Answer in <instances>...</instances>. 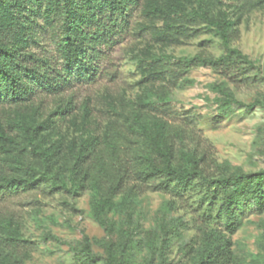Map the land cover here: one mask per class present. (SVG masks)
<instances>
[{"label":"trees","instance_id":"1","mask_svg":"<svg viewBox=\"0 0 264 264\" xmlns=\"http://www.w3.org/2000/svg\"><path fill=\"white\" fill-rule=\"evenodd\" d=\"M185 1L0 0V107L13 106L4 112L0 109V195L41 183L73 198L89 190L92 217L107 234L114 231L107 215L116 206L115 198L121 196V202L128 203L132 197L148 190H170L178 195L190 191L200 217L214 223L224 222L229 234L234 233L238 213L247 206L258 213L264 212V170L228 174V168L220 167L207 147L198 150L196 146L185 145V131L151 114L158 106L165 109L168 85L174 87L189 69L203 66L226 76L258 77L259 67L231 46V42L238 39L243 10L264 11V0H243L237 14L222 9L213 12L207 3H199L196 9L188 11ZM133 6L140 9L143 29L153 44L179 45L188 36L180 22L188 17L214 30L223 53L216 58L201 54L176 58L173 70L167 73L169 61L174 58L155 55L149 49L141 51L136 59L143 80L155 87L158 106L146 100L132 110V120L126 126L132 138L127 139L110 127L101 136L91 134L85 106L79 121L70 120L69 126L75 127L77 135L67 140L58 137L56 120L63 119L68 107L58 105L42 118L31 102L32 97L37 92L58 94L73 79L85 81L93 72L90 59L95 57L92 56L95 44ZM37 17L50 25L58 23L59 69L26 52ZM251 70L257 74L248 76ZM261 78L264 80V75ZM221 95L224 106L235 105L247 112L264 108V100L245 104L229 92L221 91ZM198 183L201 190L193 193L190 189ZM166 232L164 229L158 250L154 242H146L149 254L139 262L128 253L126 241H105L83 235L80 248L70 249L88 264L96 262L93 245L104 252L102 264H164ZM230 247L224 236L211 233L191 264H239ZM30 252L18 223L0 215V264H24L30 259Z\"/></svg>","mask_w":264,"mask_h":264},{"label":"rangeland","instance_id":"2","mask_svg":"<svg viewBox=\"0 0 264 264\" xmlns=\"http://www.w3.org/2000/svg\"><path fill=\"white\" fill-rule=\"evenodd\" d=\"M199 3L211 5L213 12L222 9L237 14L243 0H186L184 6L190 11ZM34 22V35L26 52L59 69L58 23L50 25L41 17ZM180 25L187 30V38L179 45L161 47L153 44L143 29L140 9L129 8L117 25L95 44L92 55L95 57L90 59L93 72L85 81L73 79L58 94L37 92L32 97L39 116L47 117L58 105L67 106L65 116L55 124L59 129L58 137L67 140L77 135L75 127L69 126L70 120L79 121L85 106L91 134L101 136L110 127L131 139L126 126L132 120V110L146 100L157 105L155 87L143 80L136 59L141 51L149 49L155 55L174 58L169 61L167 73L173 70L176 58L196 54L216 58L223 53L218 36L207 24L187 17ZM238 30V39L231 42V46L259 67L256 79L226 76L203 66L189 69L174 87L168 85L165 109L157 105V111H151L171 126L185 131V145L196 146L198 150L207 147L212 159L220 167L228 168V174L264 170V108L256 107L247 112L221 103V91L231 93L245 104L264 100L261 78L264 75V11L244 9ZM247 73L252 76L257 71ZM12 108L0 107L2 112ZM212 172L217 173L215 169ZM200 186L198 183L190 190L195 193L201 190ZM192 200L195 197L190 191L178 195L170 190H148L132 197L128 203H122L119 196L115 198L116 206L107 215L114 224V231L107 234L92 217L89 190L73 198L41 183L2 193L0 215L16 221L22 239L30 245V259L24 264H88L70 249L80 248L83 235L105 241H126L128 253L139 262L149 254L148 240L154 242L157 250L160 248L164 229L167 230L164 264H191L211 233L224 236L230 242V251L239 264H264V212L258 213L247 206L238 213L234 233L229 234L224 222L202 219ZM92 251L96 255L93 264H102L103 250L93 245Z\"/></svg>","mask_w":264,"mask_h":264}]
</instances>
